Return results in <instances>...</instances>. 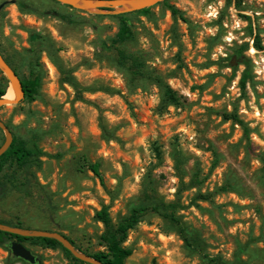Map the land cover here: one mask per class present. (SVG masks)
<instances>
[{
	"label": "rangeland",
	"instance_id": "374dc122",
	"mask_svg": "<svg viewBox=\"0 0 264 264\" xmlns=\"http://www.w3.org/2000/svg\"><path fill=\"white\" fill-rule=\"evenodd\" d=\"M166 1L143 16L128 7L86 11L55 0H0V54L24 76L35 53L44 67L36 100L0 107V119L14 137H39L41 149L62 156L32 169L29 194L16 182H25L21 172L2 169L0 223L59 232L94 255L104 250L96 220L102 205L116 221L154 189L167 203L180 202L177 214L201 234L209 258L148 213L129 233L133 254L125 264H264V0ZM121 13L137 33L125 48L144 57L178 104L165 103L155 80L133 83L118 65L112 40ZM58 64L82 86L101 90L77 94ZM1 84L15 93L0 68ZM4 142L0 130V147ZM87 162L100 164L105 187ZM195 174L201 184L185 190ZM23 245L42 264H74L61 249ZM0 264L26 263L0 248Z\"/></svg>",
	"mask_w": 264,
	"mask_h": 264
},
{
	"label": "trees",
	"instance_id": "16d2710c",
	"mask_svg": "<svg viewBox=\"0 0 264 264\" xmlns=\"http://www.w3.org/2000/svg\"><path fill=\"white\" fill-rule=\"evenodd\" d=\"M166 2L167 1H164L165 4ZM169 10L171 11L173 17L176 18L180 16L182 20L186 21V19L176 7L169 6ZM150 11L151 8H146L142 10H135L131 14L148 16L150 14ZM128 15V13H121L117 16L118 30L112 40L113 47L116 51L118 65L128 68V73L130 74L131 81L133 83L141 78H149L155 80V82L160 85L163 91L165 103H168L169 105L178 104V99L175 92L169 86L163 85V83L159 79L152 78V74L146 68L144 57L125 48L127 44L134 43L137 40V33L134 30L133 23L128 19ZM255 48L257 50H263V47L258 43L255 44ZM41 51L48 52L50 54L49 50ZM0 53L2 54L1 51ZM239 58L243 59L242 56H240ZM5 60L13 68L16 75L20 78V82L24 91V100L27 102H34L39 95V91L44 79V67L43 63L41 62V56L38 53H35L33 57H31L28 63L29 71L27 76H24L20 73L14 61L8 60L6 58ZM244 64L248 65L249 60L245 59ZM57 66L59 67L61 73L64 75L66 82L74 88L77 94L81 95L82 93H93L101 90L95 89L93 87L82 86L79 82H77L71 72L65 71L59 64ZM248 75V71H246L245 76ZM242 84L244 86V80L242 81ZM6 94L7 86L1 84L0 98L6 96ZM223 117L226 120H234L236 122H239L238 124H242L240 123V121H238V118L235 114L224 113ZM38 141L39 137H36L34 139V142L25 141L23 139L14 137L11 147L6 151L4 155L0 157V172L6 166H10L12 168H15L17 172L19 171L25 176V182H16L17 184H19L21 190L26 194H29L31 189L32 181L30 179V175L32 169H41L44 163V158L60 159L62 157L59 154L51 155L46 153L38 146ZM173 158L177 165V168L179 170H182V164L184 163L182 153L176 149ZM87 165L89 169L99 178L101 184L105 187L104 179L100 172V164L88 163ZM179 177L180 179H183L184 175L181 174ZM198 178V174L193 175L188 185H184L185 190L198 187L201 184ZM11 182L14 184V179ZM4 183L5 181L0 179L1 190H4L6 187ZM199 196L200 199H209L208 195L200 194ZM180 209L182 210V205L180 204V202L175 201L167 203L156 193L154 189H148L143 198L137 203L133 204L129 208L128 212L125 215L119 216L116 221L111 216L110 206L102 205L101 209L96 213V220L102 223L104 226V232L100 236L101 246H103L104 250L90 256L98 259L103 264H125L126 260L133 254V250L126 245L129 233L142 222L146 214L155 213L162 217L173 228L174 232H176V234L184 241L185 245L189 249H191L193 252L203 255L205 258H209V255L205 252L206 246L201 237V234L197 230L189 227L183 221L182 217L177 214ZM14 241L22 244H24L25 242H31L33 244H37L43 248L51 250L61 249L74 264H87L76 259L57 240L48 238H26L0 231V248L11 252L8 248V245ZM70 241L78 250L81 251V249L75 244V242H73L72 240ZM17 260L29 264L21 259L17 258Z\"/></svg>",
	"mask_w": 264,
	"mask_h": 264
},
{
	"label": "water",
	"instance_id": "95a60500",
	"mask_svg": "<svg viewBox=\"0 0 264 264\" xmlns=\"http://www.w3.org/2000/svg\"><path fill=\"white\" fill-rule=\"evenodd\" d=\"M65 5H70L74 8H80L86 11L101 10L106 8H117V7H128L129 10H142L146 8H151L159 3L166 0H55ZM0 68L6 74L12 88L15 91V98L13 100L5 99V96L0 98V107L7 105H16L21 100H24V91L20 80L17 78L16 74L12 68L5 61L3 56L0 54ZM0 129L5 135V142L0 147V157L6 153V151L11 147L14 136L10 128L0 119ZM0 231L10 233L17 236H22L26 238H48L57 240L67 249L76 259L83 261L87 264H103L98 259L83 253L78 250L75 245L63 234L59 232L50 231H40V230H27L18 227L9 226L0 223ZM11 254L18 259H21L29 264H40L41 261L36 257L31 250H29L25 245L17 241L11 242L8 245Z\"/></svg>",
	"mask_w": 264,
	"mask_h": 264
},
{
	"label": "bare ground",
	"instance_id": "6f19581e",
	"mask_svg": "<svg viewBox=\"0 0 264 264\" xmlns=\"http://www.w3.org/2000/svg\"><path fill=\"white\" fill-rule=\"evenodd\" d=\"M15 97V93L13 92V90H9V92H7L5 99L7 100H13Z\"/></svg>",
	"mask_w": 264,
	"mask_h": 264
}]
</instances>
